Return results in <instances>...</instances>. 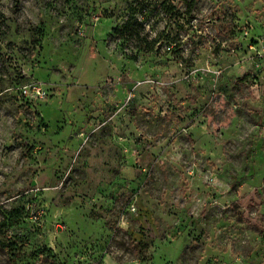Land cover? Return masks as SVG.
Listing matches in <instances>:
<instances>
[{
  "label": "rangeland",
  "instance_id": "obj_1",
  "mask_svg": "<svg viewBox=\"0 0 264 264\" xmlns=\"http://www.w3.org/2000/svg\"><path fill=\"white\" fill-rule=\"evenodd\" d=\"M0 264H264V0H0Z\"/></svg>",
  "mask_w": 264,
  "mask_h": 264
}]
</instances>
